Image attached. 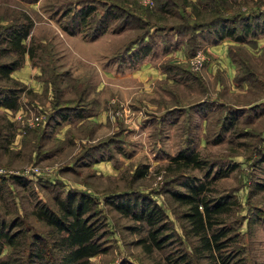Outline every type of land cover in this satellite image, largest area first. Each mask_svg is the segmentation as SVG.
Segmentation results:
<instances>
[{
	"label": "rangeland",
	"instance_id": "obj_1",
	"mask_svg": "<svg viewBox=\"0 0 264 264\" xmlns=\"http://www.w3.org/2000/svg\"><path fill=\"white\" fill-rule=\"evenodd\" d=\"M222 18L246 35L218 37ZM263 20L264 0H0V62L18 56L5 27L30 23L19 64L0 73V98L16 95L15 107L0 103V220L24 232L1 255L25 264L35 234L53 233L37 205L56 210L73 193L88 198L101 248L88 264H221L220 252L229 264H264ZM144 58L160 70L157 107L131 93L130 71ZM179 149L198 161L176 163ZM189 182L226 204L215 258L177 198ZM140 206L160 212L158 244L135 216Z\"/></svg>",
	"mask_w": 264,
	"mask_h": 264
},
{
	"label": "trees",
	"instance_id": "obj_2",
	"mask_svg": "<svg viewBox=\"0 0 264 264\" xmlns=\"http://www.w3.org/2000/svg\"><path fill=\"white\" fill-rule=\"evenodd\" d=\"M93 6H88L82 10L81 17H85L91 12ZM228 9V8H225ZM221 8L218 10L220 11ZM222 18L219 26L221 27L219 36L225 34L235 35L240 38L246 35L241 33L243 36L235 34V29L228 25ZM264 21V20H263ZM102 22V20H101ZM30 23L21 24L19 26L8 25L5 27L7 39L10 41L12 48L18 53V56L8 61L0 62V73L7 75L8 72L14 69L20 62V55L26 50V46L21 42V38L25 37L29 31ZM75 28H69V31L73 32ZM103 30V26L100 27L99 31ZM30 57L32 56V50L27 47ZM2 93L0 103L8 107L16 106V95L14 92ZM171 159L176 163L183 161L184 163L197 162L196 153L194 152H183L179 149ZM139 175L143 172L138 170ZM187 191L177 196L178 199L188 203L189 210L187 211V218L191 223V229L193 233L198 236L200 241L201 250H204L209 257L215 258V251L220 250L222 242L220 237L226 233L221 228L213 227L216 222V217L219 215L223 208L226 206L222 197L216 199L214 202H209L206 196L197 195L201 190V184L188 183L186 185ZM57 209L53 210L44 203H39L34 210L36 218L41 219L45 224L52 227L53 233L49 238H44L38 234H35V238H32L29 242V249L26 251L25 264H88V257L101 248L97 243L96 228L94 224L89 222L84 216V213L88 208V198L83 195H76L73 193L66 194L64 198H58L56 201ZM133 202H125L122 204L124 211L133 210ZM136 217H140L145 220L152 228H150V236L154 243L158 244V224L160 223V212L156 207L152 206H140L138 211L134 212ZM13 223L18 224L20 221L14 220ZM10 222L5 223L0 220V264H21V260L18 256L13 255H1L2 244L5 242L8 245L14 246L17 244L15 240L19 234L24 232L20 231H9L8 225ZM157 225V226H156ZM156 227V228H155ZM209 229L210 232H209ZM210 234H209V233ZM179 263L182 262L183 258H177ZM176 260V259H175ZM22 261V260H21ZM218 263L229 264L228 256L220 252Z\"/></svg>",
	"mask_w": 264,
	"mask_h": 264
},
{
	"label": "crops",
	"instance_id": "obj_3",
	"mask_svg": "<svg viewBox=\"0 0 264 264\" xmlns=\"http://www.w3.org/2000/svg\"><path fill=\"white\" fill-rule=\"evenodd\" d=\"M101 31L103 32L104 30H101ZM106 33L107 32L104 31L101 35H105ZM143 45H144V48H143L141 54L144 53L145 50H147L146 49L147 48V46H146L147 43L143 42ZM150 47H151V45H150ZM132 49H134V48L133 47H130L127 52L132 51ZM146 60H147V58L142 59L140 61V63L137 64L136 67H133L131 69V71H130V74L135 77L134 84H132V87L133 88L131 90V93H132L133 96L147 94L148 97H150V98H152L154 100V103H152L153 106L157 107L158 105H157V103H156L155 100L162 99L164 93L160 94V93L157 92L156 89H153L152 88V83L153 82H151V81L152 80L153 81L156 80L157 77L160 76V74H159L160 70L158 68L154 67V66L145 67V68L142 67L144 64H147L146 63ZM35 71H38V70L36 69ZM30 84H32V83H29V85ZM149 84H151V85H149ZM39 88H40V86L38 84H36L35 89L38 90ZM142 97H139V98H142ZM139 98H137V99H139ZM90 117H91V114H89V113L85 114L84 116L83 115L82 116L80 115V116H78L76 118H72V119H74L72 121V123H74V122H82L83 119H84V121L87 122L88 120H90ZM94 119H96V120H98L100 122V121H103L104 116H103V114L98 113V116L97 117H94ZM68 124L69 123H67V125Z\"/></svg>",
	"mask_w": 264,
	"mask_h": 264
},
{
	"label": "built area",
	"instance_id": "obj_4",
	"mask_svg": "<svg viewBox=\"0 0 264 264\" xmlns=\"http://www.w3.org/2000/svg\"><path fill=\"white\" fill-rule=\"evenodd\" d=\"M191 60V63H193V64H199L200 63V56H199V54H195L194 56H192L191 58H190Z\"/></svg>",
	"mask_w": 264,
	"mask_h": 264
}]
</instances>
